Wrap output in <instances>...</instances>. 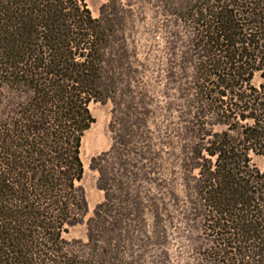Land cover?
Segmentation results:
<instances>
[{"label":"trees","instance_id":"16d2710c","mask_svg":"<svg viewBox=\"0 0 264 264\" xmlns=\"http://www.w3.org/2000/svg\"><path fill=\"white\" fill-rule=\"evenodd\" d=\"M158 2L173 20V55L185 35L182 76L171 65L169 80L185 104L179 167L196 264H264V169L253 162L264 160V0ZM131 12L122 0H107L99 17L86 0H0V264H134L126 248L143 233L137 190L150 158ZM108 100L114 143L92 160L105 199L88 241L68 240L88 214L90 105Z\"/></svg>","mask_w":264,"mask_h":264},{"label":"rangeland","instance_id":"374dc122","mask_svg":"<svg viewBox=\"0 0 264 264\" xmlns=\"http://www.w3.org/2000/svg\"><path fill=\"white\" fill-rule=\"evenodd\" d=\"M122 2L126 9L132 11L126 18V34L128 43L137 52L135 65L139 69V81L135 95L140 98L142 92L147 94V139L140 147H147L150 158L143 161L147 180L142 181L137 190L143 203L142 218L137 224L143 233L137 239L135 248L131 249L126 244L129 247L126 248L128 253L125 260L133 261L134 264H196L199 255L196 243L190 239L193 237L185 219L188 211L185 174L179 167L183 147L189 141L184 136L186 123L182 118L185 104L178 95L175 83L169 80L171 65L176 67L177 75L182 76L179 64L185 50V35L183 33L177 54L173 55L170 50L173 20L164 15L162 4L158 0ZM86 3L93 16L99 17L107 0H86ZM188 82L185 77L181 79L182 84ZM259 82L257 76L255 83ZM113 108L111 100L90 105L96 122L83 137L82 160L85 172L80 182L88 202V214L84 222L70 227L66 235L68 240L88 241V221L105 199V192L100 188V174L92 167V160L113 146ZM138 108L137 115L142 117L144 106L139 104ZM221 129L215 128L217 131ZM253 162L264 169L261 157L254 156ZM174 195L179 199L176 200ZM152 198H157L162 208L161 220H156L153 215Z\"/></svg>","mask_w":264,"mask_h":264}]
</instances>
